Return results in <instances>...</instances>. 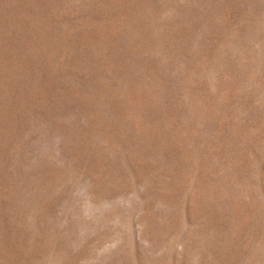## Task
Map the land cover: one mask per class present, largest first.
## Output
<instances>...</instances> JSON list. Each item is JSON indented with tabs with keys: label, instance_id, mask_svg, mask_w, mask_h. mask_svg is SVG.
Returning <instances> with one entry per match:
<instances>
[{
	"label": "rangeland",
	"instance_id": "1",
	"mask_svg": "<svg viewBox=\"0 0 264 264\" xmlns=\"http://www.w3.org/2000/svg\"><path fill=\"white\" fill-rule=\"evenodd\" d=\"M0 264H264V0H0Z\"/></svg>",
	"mask_w": 264,
	"mask_h": 264
}]
</instances>
